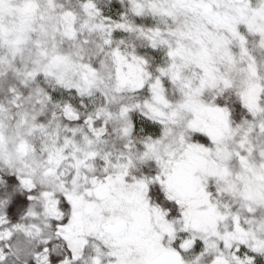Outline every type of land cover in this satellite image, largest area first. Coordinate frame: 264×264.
Returning <instances> with one entry per match:
<instances>
[{"label":"snow or ice","instance_id":"1","mask_svg":"<svg viewBox=\"0 0 264 264\" xmlns=\"http://www.w3.org/2000/svg\"><path fill=\"white\" fill-rule=\"evenodd\" d=\"M0 264H264V0H0Z\"/></svg>","mask_w":264,"mask_h":264}]
</instances>
